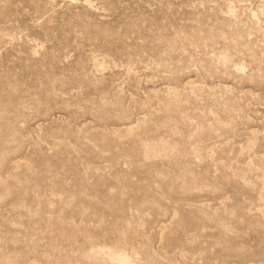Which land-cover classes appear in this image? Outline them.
Instances as JSON below:
<instances>
[{
    "label": "rangeland",
    "instance_id": "374dc122",
    "mask_svg": "<svg viewBox=\"0 0 264 264\" xmlns=\"http://www.w3.org/2000/svg\"><path fill=\"white\" fill-rule=\"evenodd\" d=\"M0 264H264V0H0Z\"/></svg>",
    "mask_w": 264,
    "mask_h": 264
},
{
    "label": "bare ground",
    "instance_id": "6f19581e",
    "mask_svg": "<svg viewBox=\"0 0 264 264\" xmlns=\"http://www.w3.org/2000/svg\"><path fill=\"white\" fill-rule=\"evenodd\" d=\"M113 257L118 259V260H120V261H122V262L126 261L125 257L122 256V255H114Z\"/></svg>",
    "mask_w": 264,
    "mask_h": 264
}]
</instances>
